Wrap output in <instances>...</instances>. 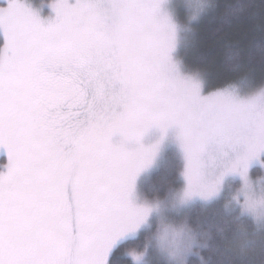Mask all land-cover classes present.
I'll list each match as a JSON object with an SVG mask.
<instances>
[{
	"label": "snow or ice",
	"instance_id": "6c2138e0",
	"mask_svg": "<svg viewBox=\"0 0 264 264\" xmlns=\"http://www.w3.org/2000/svg\"><path fill=\"white\" fill-rule=\"evenodd\" d=\"M44 7L0 0V264H264V0ZM209 16L215 85L182 55ZM169 129L154 196L138 181Z\"/></svg>",
	"mask_w": 264,
	"mask_h": 264
},
{
	"label": "trees",
	"instance_id": "16d2710c",
	"mask_svg": "<svg viewBox=\"0 0 264 264\" xmlns=\"http://www.w3.org/2000/svg\"><path fill=\"white\" fill-rule=\"evenodd\" d=\"M207 3L215 2L221 6L229 0H206ZM258 3V0H256ZM198 31L194 39L186 49L182 50L186 62L193 67H199L210 73V82L215 85L227 79L231 74L225 69V57L227 50L224 42L221 41L214 31L215 25L212 22L211 16L202 19L196 25ZM178 151H168L162 161L159 170L154 172L148 179L142 183V189L149 194L159 196L165 193L172 186V181L176 175V159ZM259 176L264 170L256 168L254 170ZM218 208V205H203L197 203L189 210L190 217L195 220L200 215H210Z\"/></svg>",
	"mask_w": 264,
	"mask_h": 264
},
{
	"label": "rangeland",
	"instance_id": "374dc122",
	"mask_svg": "<svg viewBox=\"0 0 264 264\" xmlns=\"http://www.w3.org/2000/svg\"><path fill=\"white\" fill-rule=\"evenodd\" d=\"M53 0H32V3H33V6L35 7H39V6H45L43 8V11H42V15L44 16H47L49 14H51V10L49 8H47L46 6L50 3H52ZM174 130L172 129H169L168 133H167V138L164 142V145L162 147V150H161V153L158 157V160L156 162V165L149 171L147 172L142 178L140 181H138V187L140 189H142V183L148 179L154 172H156L157 170H159V168L161 167V164H162V161L164 160L166 154L168 151H171V150H176L178 151V149L176 148L175 144L172 142L173 139H174ZM160 136V132L156 129H152L143 139V143H145L146 145L147 144H150V143H153L155 142ZM0 159H3V157H0ZM255 170V169H254ZM264 170V169H262ZM254 174H256L254 171H253V176ZM254 178L256 179L257 181V185H259L260 181L261 180H264V172L261 173L259 176H254Z\"/></svg>",
	"mask_w": 264,
	"mask_h": 264
}]
</instances>
